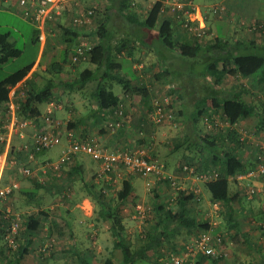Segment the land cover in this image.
<instances>
[{
	"label": "rangeland",
	"instance_id": "1",
	"mask_svg": "<svg viewBox=\"0 0 264 264\" xmlns=\"http://www.w3.org/2000/svg\"><path fill=\"white\" fill-rule=\"evenodd\" d=\"M134 1L138 4L137 0ZM151 1L152 4H147L142 7H144L148 11V8L150 9V5H153L156 0ZM191 1L194 2L195 6L200 8L204 15L206 13L208 17H210L208 23L207 19L205 20L206 34L204 35V37L200 39H193L192 36L187 34L185 31L182 32L183 35H186V37L183 36L184 39H193L195 44L199 47L205 48L217 39L228 41L230 45L233 46L234 27L230 25L228 21L235 20L237 23L243 20L247 22L248 18L251 17H255L264 21V0ZM79 6L86 9L95 7L99 9V12L103 10V7L97 4H92V6H82L79 4ZM72 10L73 9H71V11ZM74 11L72 12L74 13ZM99 12L97 11V16ZM97 16H95L94 22L91 27H88V30L95 25ZM208 25L213 28V33L212 30L208 29ZM131 27V32H134V34L143 37V43L140 44L139 48H142L143 50L147 49L150 51V53L153 52L154 57L157 59L163 58L162 50L164 52H166V50L164 49V46H162V44L157 40L154 34H151L148 30L143 29L139 26ZM36 29L37 28L33 24L28 23L21 18H14L9 14H0V34L10 33L11 37L14 39L13 42H15L16 47L22 50V54L18 58L10 60L6 64L0 65V82L16 71L23 70L28 65L36 62L37 58L38 60L42 59L44 61V59L46 58L45 54L48 48L47 46L41 47V44L38 45L34 43ZM247 29L249 28H246V30ZM127 32L129 31L127 30ZM249 33L252 32L250 31ZM240 35H242L243 38L246 37V39L250 37L248 33L245 34V31H242ZM260 36L261 37H259L258 40H264V34H260ZM56 37L58 38L59 35ZM133 37L136 36L133 35ZM53 38H55V36H53ZM64 46L67 47L66 45ZM73 46L68 47H70L71 49L73 48ZM41 48H44V55H42L41 53ZM138 51L139 50H135V54H138ZM147 54H149V52ZM148 56L151 57L150 54ZM148 56L144 57V62H142L140 59V61H133V64L140 67L138 69H144H142L143 71L141 72L142 79H145L144 83L147 82V85H151L152 87H154L157 81L156 75L159 72V67L156 66L153 61L151 63V60L148 59ZM207 57L208 55L201 54L197 59H182L179 57V59L173 61L175 65L171 69H174L175 71H172L171 75L167 77L168 83H164L161 85H158V83H156L157 86L155 87H157L158 90H156L155 92L152 91L151 98L149 99L151 101L152 97L157 94L161 95L165 93H171L170 95L172 96L174 95L172 92H175L178 85L181 84L182 86L186 87L183 91V93H185L184 102L188 108L186 109V116H184L185 118L180 117L174 109L175 106L177 107V105H179V103L182 101L181 98L176 100L178 104L173 103L172 105L174 113L173 120L163 124V126L161 127H157V130H155L154 133L152 132V127H149L147 129L149 135H146L143 129H138V127L133 128L135 121L132 120V117L130 116L131 126L129 130H132L130 133V137L133 142L139 143L142 139L146 141L141 144L153 143L155 146L158 145V154L154 151L155 158L157 157V159L166 164L167 173H170L171 175L177 174L180 165L184 164V162H182V159L179 158L186 151V146H189L183 142L184 135H189V144L195 143V138L193 136L194 130H192V128L190 127V120L188 118L191 115L189 114L188 110L191 107H195V102L198 99L207 95L204 94L206 91V87L203 84L204 79H202L205 68V64L203 65V63L204 61H206ZM74 67H76L75 70ZM65 68H68L69 70L62 72L59 75L60 79L62 81H72L77 77L79 71L89 68V64L79 63L78 65H72L71 67H69V65H66ZM123 77L130 81L129 77ZM41 82L42 81H40L39 83ZM41 84H43V82ZM96 84L97 82L93 81L83 91L75 90L72 92H69L67 88L62 86L57 92L58 96L55 100L59 104V106H61V109L57 110L55 114L56 118L63 121L64 124L67 123V125L69 118H72V120L81 119L85 121L88 120L92 115L94 119V105L96 103L95 99H93V92ZM224 84L231 87L232 84H234V80L232 78H227ZM21 87H24V85ZM113 87L115 88V92L121 95L120 92L123 91L122 84L114 82ZM15 98L17 101L21 98L23 99L24 97L21 96V92H14V99ZM172 99L176 98H174L173 96ZM256 101L261 102V97H256ZM138 102L139 101L136 100L132 103H129L130 111L132 110V112L140 113V110L144 111V109L147 108V106H145L142 102ZM45 109V105L39 106V110L42 114L45 112ZM8 111L9 108L0 109V122L2 124L6 123L9 120L10 114ZM215 116L216 118L214 119L220 125L210 128L209 126H207L206 122H204L205 127L203 125H200L201 131H203V133H211L212 131L213 133L219 129L237 130L239 135H242L245 141L244 148H242V150L244 149L246 154L251 158V164L255 165L257 160V153L261 151V147L264 146V132H262L261 129L257 130L255 128V122L252 121L249 123L246 122V124H241V121H239L233 126H227V124H225L226 122L222 118H220L218 114H215ZM25 132L27 137H29L31 130H26ZM152 134L154 135L153 141ZM64 142L65 138L62 139V142L59 145L48 151H45L43 157L51 158L53 160L58 159L61 154ZM180 142H183V144L185 145L175 151L174 147H176V145ZM12 143L19 146L22 142L19 141V138H16ZM103 148L109 150L120 149L109 147ZM190 153V155L194 157L195 161L193 165H195L196 167L199 161V154L195 149ZM85 156L88 157L87 161L92 163L91 158L87 155ZM14 175H16L15 178H17V181H23L24 176L21 174L20 168L14 166H9L7 168L4 173V178L7 182H9L10 180H15L12 179V176L14 177ZM125 175L127 176L128 174L125 173ZM66 181L67 185L65 184L66 187H64V190L57 189L55 185L51 188V186L48 184L45 186V189L43 188L39 191V193L46 197V200L42 201L43 203L40 206H43L45 208L44 210H50L54 212L53 214H51L50 220L47 223L48 232L53 223L51 237H53L55 240L52 244V254L58 255V253L62 249L69 247L70 228L73 226V229L76 230L79 244L82 246L80 249L92 251L96 264H104L105 259L110 256L113 257L115 264H121L122 256L120 251L113 249L114 240L110 232V225L107 221H103L100 219V208L99 205H97V203L93 201L94 199L92 200L94 204L93 212H91L89 205L86 203L81 206L83 212L85 213V216L75 213L74 206L76 201H78L85 194H89V196L91 197L92 194L86 191V188L84 187L85 184L82 181L75 180V178L72 177L71 179L68 178L67 180H65L64 183H66ZM133 181V185L137 187V199H135L136 204H134L132 197L128 198L126 201L125 210L123 212L121 211V214L126 227L125 236L127 240L130 241L132 247L136 250L140 248L145 243V241L148 240V233L151 231V228H154V226L158 223L160 216L159 207L157 206L158 203L162 204L165 209H177L178 207L176 199H173V197L175 196V192L169 186V184L162 183V181H158L156 179H145L138 175H136L135 180L133 179ZM191 181L193 180L191 179ZM143 183L144 185H142ZM194 183H198L200 186L197 185L191 188V182L190 184H187L183 179L179 180V186L184 189V192H186L187 194H189L190 192L193 193L192 189L197 191L202 189L201 192L198 191L197 197H195V203H190L191 205L188 204L187 208L189 210V213H191V215L189 216L195 217L198 224L201 225V228L203 229H207L208 226L213 222L216 223L218 232H220L224 237L223 243L226 244V248L224 250L227 255L214 264H257L256 262H254L255 260L251 257V255L255 257H260V255L264 256V215L262 213V210L264 208V177L252 180H238L236 176L230 177L231 190L238 191L240 194V200L235 204L236 209L240 214V216L238 217L240 223L239 232L235 231L232 228L230 229V223L227 221V217L225 216V210L222 209L223 212L219 213L218 209L213 206V204L211 203L212 198L210 192L206 188V184H200L199 181ZM67 187L69 189H67ZM253 188L255 189V194L253 197H249L248 190H251ZM103 189L104 187H102L101 184H97V186L95 185V189L93 192L102 191L103 194H105V197L111 201L116 198L117 192L119 191L117 190L113 191L111 194H107L103 191ZM60 192L65 193V199L61 198L62 194H60ZM57 193L58 196L55 195ZM136 196L134 193L133 197ZM23 197L24 195H21L17 191L15 192L14 196H12V198H9L5 202L0 203V206H2L4 209L11 208L19 216V219L23 221L21 216H23L24 213L30 214L27 212L28 208H26L25 206L26 204L22 199ZM138 207L140 208L141 213L138 212ZM107 229L109 230L107 231ZM21 230L22 232H24L23 225H21ZM184 231H186V229L183 230V233L177 236V238L173 241V246H168V248H165L164 251L161 252V254H158V252L155 251L148 252L143 264H174L170 260V255H179L184 246L190 243L196 237L197 233H199L198 231ZM245 238L248 239L249 242L254 243L256 245V249L259 250L260 253H256V251L252 252V250L249 248L250 244H248L247 242L246 244L248 245H245ZM47 242L48 240L46 236H44V233H42V235L40 236V240L36 241L35 246L32 247L31 253L22 262V264H73L71 262L69 263L63 260L52 259L50 257L47 260L45 256H42L40 248H42V245L46 244ZM161 258L162 260L160 261ZM242 259H246V261H243ZM197 261L198 260L196 259L193 264H196ZM205 264L213 263L210 260L209 262L206 261Z\"/></svg>",
	"mask_w": 264,
	"mask_h": 264
},
{
	"label": "trees",
	"instance_id": "2",
	"mask_svg": "<svg viewBox=\"0 0 264 264\" xmlns=\"http://www.w3.org/2000/svg\"><path fill=\"white\" fill-rule=\"evenodd\" d=\"M112 1H118L120 7L119 10L116 11L118 14L133 23H137L139 27L141 26V28L148 30L151 34H154L157 40L164 46L166 52L171 51L182 59H197L201 54L208 55L206 61L203 63V65L205 64V68L202 79H204L203 84L208 82L213 86V89L212 91L206 89L204 94L207 95L198 99L195 102V107H191L188 110L191 115L188 117L190 120V127L194 130L193 136L195 138V143L190 145L193 150L195 149L199 154L198 165H196L197 171H204L208 169L209 166L212 167L210 169L218 171L219 178L207 183L206 188L210 192L212 201H218L224 205L227 221L232 223V228H236L239 231L240 223L238 217L240 214L235 204L240 200V194L238 191L231 190L230 177H237L238 175L246 173L254 167V164H251V161L247 162L242 160L243 154L241 155L240 151L244 148V142L241 141L237 130L219 129L216 130L215 133H212V131L211 133H203L200 125L205 127L204 118L211 119L212 115L218 113V115L222 116V119L229 122L230 125H234L239 121H246L249 123V119H253L252 121L255 122V128L257 130L264 129V119L256 112L258 105L247 102L244 98V94H229L221 91V94L219 96L217 95L219 92L218 90H220L219 86L223 84L227 77L239 76L241 78H258V84H264V53L253 52L247 54H234L229 50L230 45L228 41L223 39L214 40L212 44L205 48L199 47L193 41L195 38L198 39L197 37L189 34L193 39H184L183 36L178 35L180 32H187V29H184L183 23L176 17H173L169 11L168 13H165V11L163 12L165 5L162 0L155 1L144 17H142L143 19L140 18L137 13L139 7L134 0ZM114 7L115 5H112L108 9L113 10ZM97 33L102 38L105 37L106 31L104 23L99 25ZM180 37L181 40L179 41ZM34 43L38 45L41 44L38 29H36ZM108 44L101 41L90 51L87 59H83L76 63H74L71 58L69 60L67 59V54L70 51L66 50L63 59L64 64L61 68L64 67L68 61H70L72 65H78L87 60L90 64L95 65L96 69L91 70L86 68L79 71L74 80H61L60 85H56L52 79L45 82V85L42 87L29 84L25 90L24 98L16 104L18 107V116L20 118L24 116L23 119L33 120V118L38 115L37 109H39V106L56 100V93L62 86L67 88L69 92L75 90L83 91L91 82H97L93 94V99H95L96 103L94 105L95 123L99 121H111L112 118L114 119V112L120 104L123 103L121 97L113 91L114 82L122 84L125 93H130L132 95L145 93L147 95L146 89L142 87H133L131 81L115 72V54ZM73 52L74 51L71 50V55ZM21 54L22 50L18 49L16 44L10 40V33L0 34V65L18 58ZM42 55H44V48ZM173 60L174 58L168 61L173 62ZM174 65L173 62L171 66H166L164 70L159 71L156 75V80L160 81L169 77L171 72L175 71L171 69ZM33 66L34 63L28 65L23 70L16 71L0 82V109H8L11 90L24 80ZM62 72L61 69L59 72L55 73L60 75ZM179 87H182L183 90L186 88L181 84H179ZM179 92H181L180 89H176L174 95L178 96L180 94ZM184 94L185 93H182V95ZM186 109H188L187 106ZM108 113H110L111 116L109 115L107 119ZM2 126L3 124L0 122V127ZM68 128H71L70 123H68ZM107 131L110 132L108 127ZM145 141L146 140L141 139L140 142L144 143ZM183 142L186 144L188 141L185 139ZM183 142L176 145L177 150L184 145ZM13 149L14 147L11 149L12 158L16 159L18 162L23 161V154L20 152L13 153ZM3 150L4 146L0 143V153ZM41 153H36L35 156ZM78 157H76V159ZM187 158L189 159L183 161L184 164L193 165L195 161L194 157L188 155ZM47 163H45V165ZM26 165L34 170L33 167L30 166V163ZM182 165L183 164H181V166ZM41 187L42 185L38 184L37 188L34 189V193ZM89 188V193L92 194L94 201L99 205L100 219L107 221L110 225V232L114 240L113 249L120 251L122 256L121 264H143L148 252L155 251L160 253L166 246H170L172 240L181 229L198 227L197 220L189 216L187 208L188 203L193 200L196 201V194H187L184 191H179L176 197L177 209H165L162 204L158 203L157 206L160 211L159 222L156 224L155 228H153V231L151 230L148 233V240L145 241L140 248L135 250L125 236L126 227L120 211L122 203L130 197H132L134 204H136L135 197H133L134 186L132 181L130 179L124 180L122 188L117 192L116 198L112 201L108 200L102 191L93 192L95 189L94 185L91 184ZM15 192L16 191L13 192L10 198L14 196ZM31 196L30 201L33 202V198L35 199V197H33V195ZM262 213L264 215V208ZM46 214L47 213L42 212V210H39L35 214H24V216H21L23 221L20 219L22 222L20 224L24 226V232H22L20 228L19 233L15 236V245H11L6 235L8 234L7 230L11 225V221L13 218H16V215L6 217L5 209L0 206V264H22L31 253L33 239L36 234H40V231L46 236L48 240L47 243H52L55 240L51 237L53 226H51L49 232L44 231V223L42 219H40V216L42 218V216H46ZM244 240L250 244L252 249L260 253L259 250L256 249L254 243L249 242L246 238ZM44 246L45 244L42 245V247ZM52 253L53 246L51 245L47 248V251L41 253V255L45 256L47 260L50 257L73 264H96L92 251L82 250L75 245L62 249L58 255ZM260 257L264 260L263 255H260ZM221 259L222 258L210 259L199 257L197 259V264H205L206 261L209 262L210 260L214 264ZM104 264H115V261L113 257L110 256L105 259Z\"/></svg>",
	"mask_w": 264,
	"mask_h": 264
},
{
	"label": "crops",
	"instance_id": "3",
	"mask_svg": "<svg viewBox=\"0 0 264 264\" xmlns=\"http://www.w3.org/2000/svg\"><path fill=\"white\" fill-rule=\"evenodd\" d=\"M137 1H138L137 6L139 7L137 10V13H138L139 17L142 18V16L144 17V15L147 13V10L142 6L147 5V4L148 5L152 4V1L151 0H137ZM79 4L82 6H92V4H97V5H100L103 7V10H101V12H99V9L96 8L99 13H98V16L96 17L95 25L89 30H88V28H84L82 30L74 29L71 26V20H72V16H73L72 11L78 9V7L76 5V2H74V3L70 2L67 5L68 10H64L63 13L59 17H57L54 21H51L49 23L47 39H46L47 43L45 42V44L48 48L46 51V54H45L46 58L44 59V61L42 59L38 60V58H37L36 62H33L34 66L31 69L30 73L24 78V80H22L20 83H18L17 86L11 90L10 96H12L13 90L15 88H17L16 89L17 91H15V92H21V96L24 97L25 90L27 89L29 84H32V85H35L38 87H42L43 85H45V82H47L50 79H52L56 85H60L61 79L59 77V74L57 75L55 72H59L61 69L63 72L68 71L69 69L65 68L66 65H69V67L72 66L70 61H68V63H66L65 66L61 68V66L64 64L63 59H64L65 51L66 50L70 51L67 54V59L69 60L71 58V50L73 49V48L70 49V47L73 46V43L75 45L76 38H77L78 34H80V33L85 34L86 33V34H89L91 37H94V41H95L96 45L98 43H100L101 41H103L104 43H107V44L110 43L108 45H110V48H112V50L115 54V61H114V66L116 67L115 72L118 73L122 77L123 76L129 77L130 81L132 82L133 87H142V88L146 89L147 95L145 93H138V94L132 95L130 93H125L124 90L121 91L120 92L121 95H119V93L117 94L115 92V88L113 87V91L121 97L122 102L126 107V109H125L126 114L128 113L127 115L131 116L132 120L135 121L133 128L138 127V129H143V131L146 133V135H149L148 134L149 132L147 131V129L149 127H152V132L154 133L155 130H157V127H161L163 125H153L149 122V120L147 118V113H146V111H148L147 109H148L149 103H150L149 99L151 98L152 91L155 92L156 90H158V88L155 87V86H157L156 83H158V85L168 83L167 82L168 78H164L163 80H160V81L157 80L154 87H152L151 85H147L148 83L147 82L144 83L145 79H142V77H141V72L144 69L143 68H142L143 70L142 69H136V65L133 64V61L134 62H135V60L140 61V59H141V61L144 62V57H147L150 54L151 57L148 56L149 57L148 59L151 60V63L153 61V63L159 67L158 71H162V70H164V68L166 66L172 65L171 61H168L169 59L172 60V58H174V60H177V59H179V57L176 56L171 51L170 52H164L162 50L163 58L157 59L154 57L153 52L150 53V51L147 49L143 50L142 48H139L140 44L143 43V41H142L143 37L138 36L137 34H134V32H131L132 31L131 26H139V25L137 23H133V22L129 21L128 19H126L125 17H123L122 15H120L116 12L120 8L118 1L114 2L112 0H79L78 6H79ZM112 5H115L114 9L109 10L108 8H110ZM151 6L152 5H150V7ZM71 9H73V10L71 11ZM148 10H149V8H148ZM23 11H24V8L19 5V0H0V14H9L14 18H21V19H23L29 23V21L23 16ZM71 12H72V15H71ZM142 13H143V15H142ZM205 16H206L207 23H208L210 17H208V15L206 13H205ZM102 23H104V28L106 31L105 37L103 36L104 38H102L97 33L99 25H101ZM228 23L234 27V29H233L234 45L232 46L228 42L230 45V48H229L230 51H232L234 54H239V53L247 54V53H253V52L264 53V40H262V39H261V41L258 40L259 37H261L260 34L261 35L264 34L263 33L264 32V21L263 20H260V19L255 18V17L254 18L251 17V18H248L247 22L241 20L240 22L236 23V21L234 20V21H228ZM246 28H249L247 30L249 32L251 31L252 33H249L246 30ZM126 29L129 32H127ZM208 29L212 30V33H213V28L211 26L208 25ZM242 31H245V34L248 33V35L250 37L248 39H246V37H244L246 39L245 40L242 37V35H240V33ZM53 33H55V34H53ZM126 34H128V35H126ZM129 34H131V35H129ZM179 34H181V36L186 37V35H183L182 32H180ZM58 35H59V37L57 38L56 36H58ZM133 35H135L136 37H133ZM53 36H55V38H53ZM145 38H146V34H145ZM10 40L12 42L14 41V39L11 37V34H10ZM180 40H181V37H180ZM45 44H44V46H45ZM64 45H66L67 47H65ZM68 46H70V47H68ZM135 50H139L138 51L139 53L135 54L136 53ZM42 52H43V48H41V53ZM148 52H149V54H147ZM82 63H88L89 69H91V70L96 69V66L93 64H90L87 60L81 62V64ZM75 68L76 67H74V70H75ZM227 78H232L234 80V84H232L231 87L229 85L224 84ZM227 78L224 80L223 84H221V86H219L220 90L217 89L219 91L217 95L219 96L221 94V91L227 92L229 94H244V98L247 102H252V103L256 102V103H254L255 105H258L256 112H257V114L261 115V117L264 119V84L259 85L258 84V78H249V77L248 78H241L239 76L227 77ZM40 81H42L43 84H41L42 82L39 83ZM23 85H24V87H21ZM204 85L208 91H212L213 86L210 85V83L206 82V84L204 83ZM176 89H180L181 92H179V93L182 96V93L184 91L182 89V87H179V85H178V87ZM93 94H94V92H93ZM13 96H14V94H13ZM57 96H58V93H56V97ZM256 97H258V98L261 97L262 103L260 101H256ZM16 98L13 100L15 104H17L18 101L22 100V98H21V99L16 101ZM136 100L139 101L138 103L142 102L145 106H147V108H145L144 111L140 110V113L139 112L138 113L132 112V110L130 111L129 103H132ZM176 100L177 99H174V101H172V105H173V103L178 104ZM181 100L182 101L179 103V105H177V107L175 106L174 109L180 117H184L185 113H186V105L184 102V97ZM45 107H46V109H45V112L43 114L40 112L39 109H37L38 115L35 118H33V121H35L36 123L42 121L44 114L49 109V103L45 104ZM172 110H173V108H172ZM212 112H215V111H212ZM139 114H141V115H139ZM94 115H95V111H94ZM107 115H108L107 116V119H108L110 113H108ZM220 118H222V116H220ZM112 120H113V118H112ZM252 120L253 119H249V122H251ZM107 121H103V122L99 121V122L95 123L96 120L93 119V117L91 115L90 118L88 120H85V121H83L81 119L72 120V118H69L68 123H70L71 128H68L67 123L64 124L63 121H61V122L64 124V129L67 128L68 131H72L77 136V138L82 139V140L94 139L103 147L120 148V149L123 148L124 149V148L135 147L138 145H143V144H141V142L136 143V142H133V140L131 139L130 133L132 130H129L131 123H125L124 127L114 135V134L107 131V125H106ZM6 123H3V126ZM243 123L246 124V121H241V124H243ZM26 130H31V133H32L33 125L32 124L29 125L24 130V134L26 133L25 132ZM261 131L264 132V129H261ZM31 133H30L29 137H27L26 134H25L24 138H20L19 136L14 137V139L19 138V141L22 143L19 146L11 143V147H14L13 153L14 152L19 153L21 147L25 143L31 141ZM153 137H154V135L152 134V141H153ZM63 138H65V142H64L61 154L63 153V151L67 148V146L69 144L67 132H65V131L63 133ZM146 138H147V136H146ZM14 139L12 140V142L14 141ZM183 139L184 140L187 139V141H188L190 139V137H189V135H184ZM186 145H189V146H186V151L179 157L182 159V162L189 159L187 157H188V155L191 154L190 152L193 150V148L191 147L189 142H186ZM157 146L154 145L153 150H152L154 157H155L154 151L158 154L159 146L158 147ZM174 148L176 151L177 150L176 147H174ZM240 153H241V155L243 154L242 160L247 161V162L251 161V158L246 154L244 149L241 150ZM43 154H44V152H42L41 154H37L33 160L26 162V164L30 163V166H32L34 169L33 170L34 173L32 176H30V177H25V176L23 177L22 176L24 179L21 182L17 181V178H15L16 175H14V177L12 176V179H16V181L19 183V189L17 191L21 195H24V197L22 199L24 200V203L26 204L25 205L26 208H28V210H27L28 213H30V214L34 213L35 214L39 210H42V212L47 213L46 216H42V218L40 216V219H42V222L44 223V231H48L47 223L50 220L51 214L54 213L53 211H50V210H48V211L44 210L45 208L43 206H40L43 203L42 201L46 200V197L43 196L41 193H39V191L43 188L45 189L46 185L49 184L51 186V188H52V186L55 185V187L57 189H63L64 190V187H66V185H67V181H66V183H64V181L67 180L68 178L71 179V177H72V178H75V180L82 181L85 184L84 187L86 188V191H88V192H89V189H90L89 187L91 186V184L94 186L95 185L97 186V184H99V185L101 184L102 187H104L103 191L107 194H111L113 191H117V190L121 189L124 180L130 179L132 181V184H133V182H134L133 179L135 180V177H136V175H127L126 176L124 173L123 178L118 182H108V181H105L103 179H101V180L96 179L97 178L96 174L100 171V165L97 162L93 161L92 159H91L92 163L88 162L87 161L88 157H86L85 155H79V157L75 161H73L69 166L63 167L57 173L54 171H51V170L45 171V169H44L45 163H47V162L48 163L49 162L54 163L59 158L56 160H53L51 158H44ZM61 154H60V156H61ZM185 154H188V155H185ZM15 167L20 168L19 166H15ZM210 168H212V167L209 166L208 169H210ZM208 169H206V170H208ZM183 180L187 184H190V182H191V184H192L190 186L191 188H193L194 186H197V185L200 186L198 183H194V181H191L190 179L185 178ZM189 180H190V182H189ZM143 182H144V180H143ZM201 183L202 182H200V184ZM38 184H41L42 187L39 188V190H37L34 193V189L37 188ZM142 185H144V183ZM133 186H134V193L136 196L137 187H135V185H133ZM67 189H69V188L67 187ZM201 190H199V192H201ZM190 193H192V192H190ZM60 194H62L61 198L65 199V196H66L65 193L60 192ZM31 195H33V197H35V199L33 198V202L30 201V197H32ZM55 195L58 196V193ZM135 199H137V196L135 197ZM92 200H93V198L91 196H89V194H85L83 197H81L75 203V206H74L75 213L85 216V213L83 212L81 206L83 204H86V203L89 205L91 212H93V208H94L93 205L94 204H93ZM126 201L127 200H125L122 203V205L120 206V211H122V212L125 210ZM190 203H195V200L191 201ZM190 203H188V204H190ZM211 203L213 204V206L215 208L218 209L219 213L223 212L222 209H224V205L221 202L212 201ZM38 206H39V208H38ZM173 210H175V209H173ZM24 214H26V213H24ZM24 214H23V216H24ZM188 214L191 215V213H189V210H188ZM193 218H195V217H193ZM158 222H159V220H158ZM104 223H107V222H104ZM231 225H232V223H230V229L232 228ZM51 226H53V223ZM155 226H154V228H155ZM152 229L153 228H151V230ZM232 229H234V228H232ZM108 230L109 229H107V231ZM183 230H185V229H181L178 232L177 236L182 234ZM204 230L205 229L201 228V225L198 224V227L186 229V231H184V232H197L198 231L200 233ZM234 230L239 232L238 229H236V228ZM199 233H197V235ZM41 235H42L41 231H40V234H36L35 238L33 239L32 247L35 246L37 240H40ZM177 236L172 240V242L170 244L171 247L173 246L172 243L177 238ZM244 243L246 246L248 245V244H246L247 243L246 241H244ZM74 245L78 246L79 248L82 247L79 244L78 237L76 234V230L73 229V226H72L70 228V244H69V247L74 246ZM225 246H226V244L223 245L224 249L226 248ZM165 248H168V246H166ZM249 248L252 250V252L256 251V250L252 249L251 246ZM164 249L162 251H164ZM161 252L158 254H161ZM256 253H258V252L256 251ZM251 257L254 258V260H255L254 262H256L257 264H264L263 263L264 260L261 257H259V256L255 257L253 255H251ZM161 260H162V258L160 259V261ZM242 260L246 261V259H242ZM196 264H197V262H196Z\"/></svg>",
	"mask_w": 264,
	"mask_h": 264
},
{
	"label": "built area",
	"instance_id": "4",
	"mask_svg": "<svg viewBox=\"0 0 264 264\" xmlns=\"http://www.w3.org/2000/svg\"><path fill=\"white\" fill-rule=\"evenodd\" d=\"M77 1L79 0H19V5L24 8L23 16L39 30V39L43 47L47 39L49 23L59 17L64 10H68L67 5L70 2H76L78 6ZM162 1L165 5L163 12L168 13L169 11L173 17L179 19L183 23V28L187 29V34H191L198 39L204 37L206 34V17L200 8L194 5L193 1ZM95 16H97V9L95 7L89 9L78 7L73 13L71 26L77 30L91 27ZM95 45L94 37L86 33L78 34L76 43L72 49L74 51L71 55L72 61L76 63L87 59ZM138 68L140 67L136 66V69ZM15 91L16 88L13 90L8 104L9 121L0 127V143L4 146V150L0 153V203L8 200L13 192L19 189V183L16 179L10 180L9 182L5 181L4 173L7 168L9 166H19L23 176L29 177L33 175L34 171L26 165V162L33 160L36 153L48 151L59 145L62 142L64 131L67 132L69 144L56 162L47 163L44 166L45 171L51 170L59 172L63 166L70 165L79 155H87L100 165L97 179L118 182L123 178L124 173L138 175L145 179H156L162 181V183L169 184L175 192L174 200L179 191H184L179 186L180 179L187 178L192 179L194 182L199 181L207 184L219 178L218 171L214 169L197 171L194 165L188 164L180 165L178 173L171 175L167 173L166 164L153 157V145L149 143L130 148L109 150L103 148L94 139H79L72 131H68L67 128L64 129V124L56 118V111L61 109V106L56 101L49 103V109L44 114L41 122L36 123L33 120L20 118L17 114L18 107L13 101ZM172 93L174 94V92ZM170 94H157L152 97L147 109L148 111H146L147 118L151 124L163 125L173 120L172 101L174 99L172 97L174 96V98L179 99L181 94L178 96H171ZM125 109V105L121 103L114 112V119L107 121V127L110 133L115 134L124 127L125 123H130V116L126 114ZM212 116L211 119L204 118L207 126L210 128L219 126L220 124L214 119L216 116ZM225 122L227 126H233L226 120ZM31 124L33 125L31 141L21 147L19 152L23 154V161L18 162L11 156L12 139L15 136L24 138V130ZM240 139L242 142H245L242 135ZM261 149L257 153V160L254 167L246 173L237 176L238 180H252L264 177V146ZM192 190L197 196L199 190ZM248 194L249 197H253L255 189H249ZM138 212L141 213L139 207ZM5 213L6 217L16 215V218L12 219L11 225L7 230L8 234L6 235L10 244L15 245V236L19 233L21 222L19 216L11 208H6ZM217 229L216 223H211L207 229L200 232L190 243L186 244L179 255L171 254L170 260L174 264H193L199 257L210 259L225 257L227 253L223 248L224 237ZM52 243L45 244L40 249V252L45 253Z\"/></svg>",
	"mask_w": 264,
	"mask_h": 264
}]
</instances>
